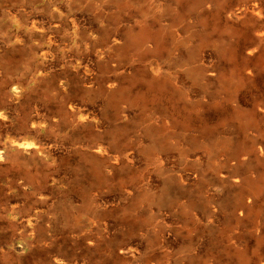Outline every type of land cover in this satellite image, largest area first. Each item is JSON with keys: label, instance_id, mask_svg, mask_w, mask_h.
I'll return each mask as SVG.
<instances>
[{"label": "rangeland", "instance_id": "374dc122", "mask_svg": "<svg viewBox=\"0 0 264 264\" xmlns=\"http://www.w3.org/2000/svg\"><path fill=\"white\" fill-rule=\"evenodd\" d=\"M0 264H264V0H0Z\"/></svg>", "mask_w": 264, "mask_h": 264}, {"label": "bare ground", "instance_id": "6f19581e", "mask_svg": "<svg viewBox=\"0 0 264 264\" xmlns=\"http://www.w3.org/2000/svg\"><path fill=\"white\" fill-rule=\"evenodd\" d=\"M145 32H139V33H137V34H133V35H131V37H130V43L133 45V46H135V47H140L141 45L143 46V36H142V34H144V33H146V32H148V31H146V30H144ZM140 49V48H139ZM43 56H46V52L45 53H43L42 54ZM149 94V93H148ZM72 107V106H71ZM70 109V108H69ZM87 114H89V113H87ZM91 115V114H90ZM31 142V141H30ZM29 146V145H28ZM259 149V148H258ZM25 150V149H24ZM95 150V149H94ZM99 151V150H98ZM225 174V173H224ZM213 192V191H212ZM38 208V207H37ZM44 210V209H43ZM38 211V210H37ZM36 212V211H35ZM43 212V211H42ZM37 213V212H36ZM75 214V213H74ZM30 220V219H29ZM32 220V219H31ZM31 222V221H30Z\"/></svg>", "mask_w": 264, "mask_h": 264}]
</instances>
